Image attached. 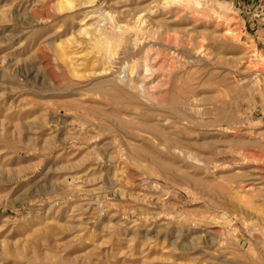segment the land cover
Here are the masks:
<instances>
[{
  "label": "rangeland",
  "instance_id": "obj_1",
  "mask_svg": "<svg viewBox=\"0 0 264 264\" xmlns=\"http://www.w3.org/2000/svg\"><path fill=\"white\" fill-rule=\"evenodd\" d=\"M0 264H264V0H0Z\"/></svg>",
  "mask_w": 264,
  "mask_h": 264
},
{
  "label": "bare ground",
  "instance_id": "obj_2",
  "mask_svg": "<svg viewBox=\"0 0 264 264\" xmlns=\"http://www.w3.org/2000/svg\"><path fill=\"white\" fill-rule=\"evenodd\" d=\"M142 69V68H141ZM169 143H171V142H169Z\"/></svg>",
  "mask_w": 264,
  "mask_h": 264
}]
</instances>
